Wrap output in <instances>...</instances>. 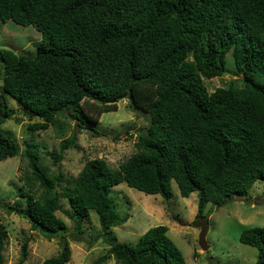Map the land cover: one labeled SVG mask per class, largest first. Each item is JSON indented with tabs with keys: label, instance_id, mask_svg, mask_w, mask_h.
Returning <instances> with one entry per match:
<instances>
[{
	"label": "trees",
	"instance_id": "16d2710c",
	"mask_svg": "<svg viewBox=\"0 0 264 264\" xmlns=\"http://www.w3.org/2000/svg\"><path fill=\"white\" fill-rule=\"evenodd\" d=\"M0 20L41 33L33 55L0 49V161L16 155L26 161L27 190L21 186L17 194L26 205L6 202V211L47 238H61L60 251L42 264L70 261L67 226L56 213L61 199L78 227L96 212L109 245L99 261L187 264L165 225L148 228L134 243L117 241L113 228L128 213L119 212L111 187L125 182L168 201L174 180L181 196L196 192V217L205 218L207 203L245 198L264 179V0H0ZM229 51L241 83L208 90L204 80L226 73ZM5 95L36 119L29 131L46 129L66 111L93 129L122 99L149 121L136 152L118 167L90 158L62 184L37 144L20 150L2 131L17 111ZM75 141L65 138L46 152L53 165ZM5 239L0 224V264ZM28 241L17 264H26ZM239 241L257 249L254 264H264V226L242 229Z\"/></svg>",
	"mask_w": 264,
	"mask_h": 264
},
{
	"label": "rangeland",
	"instance_id": "374dc122",
	"mask_svg": "<svg viewBox=\"0 0 264 264\" xmlns=\"http://www.w3.org/2000/svg\"><path fill=\"white\" fill-rule=\"evenodd\" d=\"M41 33L32 25H20L12 20H0V49L9 48L22 55H33ZM226 73L220 77L205 79L208 90L228 84L239 85L241 77L233 74L235 65L229 51L225 56ZM0 93L1 80H0ZM8 105L17 111L1 125L4 133L10 136L23 150L27 143L38 146L43 162L51 173L61 172L62 184L67 177H74L87 159L104 158L111 167H118L136 152L137 136L145 131L148 115L129 108L127 99L117 102L116 109L105 111L98 116V122L89 128V123L71 115H61L46 129L29 131L30 122L25 107L5 95ZM75 136V145L67 148L59 164L53 165L54 158L46 152L58 150L60 142ZM26 161L19 155L0 161V224L5 231L3 246L4 264H17L21 244L28 239L26 264H42L43 260L60 251V236L47 238L33 230L21 215L8 213L3 203L26 205L17 196L21 186L27 190L24 181ZM172 196L166 201L159 194H148L128 186L125 182L111 187L115 202L121 205L120 213H128L127 220L113 228L117 241L134 243L148 228L165 225L167 234L182 252L187 264H254L257 249L241 243L242 229L251 226H264V179L257 180L249 189L247 197L235 196L220 206L207 203L205 218H197V194L192 192L183 197L174 180L171 181ZM34 192V191H33ZM38 194V193H36ZM62 210L57 215L64 220L67 230L64 238L71 250L68 264H119L105 255L109 245L103 240L102 231L95 211H90L89 220L83 219L80 227L74 220L68 200L61 199ZM68 203V204H67ZM200 221H206L205 235L207 249L200 248L198 237Z\"/></svg>",
	"mask_w": 264,
	"mask_h": 264
},
{
	"label": "water",
	"instance_id": "95a60500",
	"mask_svg": "<svg viewBox=\"0 0 264 264\" xmlns=\"http://www.w3.org/2000/svg\"><path fill=\"white\" fill-rule=\"evenodd\" d=\"M197 225L200 227L198 244H199L200 248L206 250L207 249V242L205 240V235H206V232L208 229L207 222L206 221H200Z\"/></svg>",
	"mask_w": 264,
	"mask_h": 264
}]
</instances>
